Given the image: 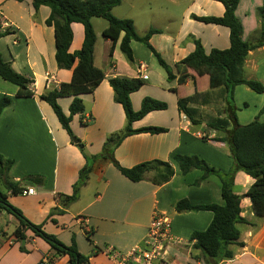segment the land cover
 <instances>
[{
	"label": "crops",
	"instance_id": "1",
	"mask_svg": "<svg viewBox=\"0 0 264 264\" xmlns=\"http://www.w3.org/2000/svg\"><path fill=\"white\" fill-rule=\"evenodd\" d=\"M172 2L177 3L176 0ZM262 3L264 0H239L235 14L241 21L244 41L253 38L254 31L259 28L256 14L250 8H257ZM223 11L224 6L220 1L191 0L175 17L178 22L172 27L169 25L174 16L172 12H151L149 15L152 19L143 20L139 26L133 15L116 16L130 18L139 35L151 27L160 30L151 35L149 42L169 66L173 79L166 77L161 66L163 70L153 66L154 55L139 41L132 40L130 43L133 61L129 62L119 48V40L113 45L110 39L102 35L107 24L100 25L99 31H96L95 18H92L96 35L93 63L104 72L105 78L92 92L79 95L84 111L74 115L70 122L72 130H75L73 134L77 137L73 140L57 122L49 106L39 98L40 94L69 81L72 73L71 69L59 68L56 64L54 30L45 23L50 13L49 7L41 5L34 9L31 0H0V25L3 21L9 24L4 28L8 29V33L0 37V53L16 71L33 80L30 86L33 95L18 96L17 86L0 77V97L7 95L12 99V103L0 114V154L13 160L9 179L21 188L35 189L31 195H9L10 204L34 224H43L47 232L59 236L66 245L70 244L71 239L68 231L78 232L76 245L82 254H87L93 247L102 252L109 246L124 251L141 243L153 212L158 210L170 218V231L175 239L166 248L167 263L206 264L200 250L194 248V241L189 237L193 231L204 230L208 226L212 212H178L175 204L180 199H187L192 204H222L221 180L216 174L203 176V171L198 168L183 173L173 157L175 154L196 155L220 171H231L234 162L230 147L221 140L226 132L212 129L206 122L217 117L225 118L230 129L233 127V114L239 124H246L258 117L243 121L247 120V116L242 108H247L248 103L237 101L236 90H251L246 85H236L231 97L223 85L208 87L206 75H195L194 79L187 77L180 83L176 63L193 50L195 40H199L207 52L211 48L224 49L229 46L226 26L193 18L194 15L220 16ZM238 12L246 15L240 16ZM71 28L73 38L69 50L74 52L82 44L84 29L82 24L76 22L71 24ZM263 54L264 45L248 52L244 64L246 79L264 84V59H259ZM140 64L144 67L140 68ZM188 71L194 74L192 70ZM115 76L144 79V84L130 94L134 110L140 108L144 97H152L167 105L165 109L149 111L134 121L132 128L158 126L165 128V131L127 135L108 154L101 155L106 138L126 126L122 106L115 102L114 92L108 82L110 77ZM194 82L197 92L188 106L196 110V117L201 121L199 124H193L178 108L179 97L186 96ZM261 95L264 96V93ZM71 99L70 96L58 98L65 113L68 112ZM259 104L257 112L262 111L264 101ZM79 116H88V126L83 127ZM33 117L43 125L46 138L35 134L31 121ZM78 143L82 144V150ZM113 159L123 167L150 160L166 161L174 173L167 181L158 183L156 170H151L145 173L143 179L134 182L121 174ZM86 164L91 166L88 178L80 187L77 198L70 201L68 197L72 193V185ZM26 175L44 176V183L35 184L27 179L22 181ZM252 183V177L237 171L233 177L232 190L236 194H244ZM53 207L58 214L49 217ZM240 208L245 219V222L237 224L240 244L231 243L229 248L232 256L217 264H264V216L252 211L247 197H242ZM0 214H4V210ZM8 218L16 219L11 214ZM15 226H19L17 219ZM85 230H91L89 240ZM12 232L9 234L0 227V264L51 262L54 250L39 236L27 229L24 231L25 238L19 242ZM19 246H23L24 250H20ZM60 261L56 259L51 264ZM99 261L98 257L89 258V264ZM106 264L115 262L108 258Z\"/></svg>",
	"mask_w": 264,
	"mask_h": 264
},
{
	"label": "trees",
	"instance_id": "2",
	"mask_svg": "<svg viewBox=\"0 0 264 264\" xmlns=\"http://www.w3.org/2000/svg\"><path fill=\"white\" fill-rule=\"evenodd\" d=\"M122 0H31L34 9L46 5L50 9L49 16L45 23L53 27L55 42V61L59 68L71 69V78L67 82L60 83L58 88L49 90L39 95L41 100L46 101L53 109L62 127L73 137L70 129V121L76 114L84 111L81 93L92 92L95 87L105 78L104 72L93 63V51L96 35L91 19L96 17L104 18L107 26L102 30V35L110 39L113 45L119 40V48L129 62L133 61L131 41L143 43L154 55L160 66L164 69L166 77L173 79L169 66L161 55L150 44L152 34L158 33L157 28H149L143 35H139L130 18H118L111 13L113 7L119 5ZM224 6L220 16H193L194 19L205 23L223 25L229 31V46L224 49L211 48L208 52L204 49L199 40L194 41L193 50L183 59L176 63V70L179 73L178 81L183 83L187 77L195 78V75H206L208 87L223 85L232 97L233 88L236 85H246L252 91L264 93V84L258 80L246 79L244 77V64L248 52L264 45V3L258 7L257 17L259 21V34L249 41L242 39V24L235 14L239 0H217ZM80 23L84 29V37L80 48L70 52L69 48L73 38L72 23ZM8 33V29L0 31V37ZM113 46L110 50L112 54ZM192 70L194 74L189 73ZM0 77L17 86L18 96H31L33 92L30 86L33 80L16 71L11 63L5 61L0 53ZM109 85L114 92V100L122 106L126 116V126L120 132L109 135L103 144V153L108 154L109 150L115 147L125 136L149 132L159 133L165 128L158 126H146L138 129L132 128V123L141 119L149 111L166 108V103L152 97H144L140 108L134 110L130 100V94L138 90L144 79L139 77H110ZM207 84V83H206ZM207 86V85H206ZM197 92L195 82L188 89L187 95L179 97L178 108L193 124L201 121L196 117V110L188 106V103ZM72 97L68 113L66 114L58 103L59 97ZM12 103L10 96L0 97V114ZM264 111V106L262 111ZM233 127L228 129V120L217 117L206 122L212 129L226 132L221 140L226 141L230 147L234 167L231 171L223 172L210 165L204 159L196 155L175 154L177 162L183 173L193 168L203 171V176L216 174L221 180L222 204H192L187 199H180L175 204L178 212L210 210L212 219L204 230L193 231L189 237L194 241L193 246L200 250L206 264H217L223 259L230 258L232 251L229 248L231 243H238L239 230L237 224L245 222L241 215L240 201L242 197L250 200L252 211L264 216V120L255 118L246 123L239 124L235 114L231 116ZM88 123V122H83ZM73 139V138H72ZM82 150V144H77ZM112 155V152L109 153ZM13 160L0 154V211L4 210L19 221V226L14 229L12 235L17 241L25 238L24 231L29 229L34 235L43 238L56 254L68 256L69 264H86L89 261L87 255L78 251L75 241L70 245L60 242L54 235L43 230L41 224H34L28 220L23 213L10 204L9 195L21 194L22 188L9 179L8 173ZM114 165L122 175L131 181H140L146 172L156 170V182L163 183L170 179L174 171L166 161L150 160L140 162L131 167H123L113 159ZM91 166L86 164L80 171L77 181L72 185V193L68 200L77 198L80 187L85 183L90 173ZM237 171H243L253 178V183L244 194H236L232 190L233 177ZM26 179L35 184H43L44 177L41 175H26ZM24 228V230L22 229ZM91 230H85L86 238L89 240ZM24 250L23 246H19ZM98 252L95 248L94 253Z\"/></svg>",
	"mask_w": 264,
	"mask_h": 264
},
{
	"label": "rangeland",
	"instance_id": "3",
	"mask_svg": "<svg viewBox=\"0 0 264 264\" xmlns=\"http://www.w3.org/2000/svg\"><path fill=\"white\" fill-rule=\"evenodd\" d=\"M176 1H177V3H173L172 0H122L121 4H119V5H117V6L112 8L111 13L114 16H119V17L123 16V15H133L134 18H135V21H136V25L139 26L140 23L142 24L143 20L147 21L149 19H152L150 17V15H149V13H151V12L154 13V14H156V13H159V14L162 13L163 14V13H166V12H172L174 14V16H172V20L169 22V25H171V27H172V25H174V24H176L178 22V20H176L177 18H175V17L176 16L178 17V15L180 14V12L184 8V6H186V4H188L191 0H176ZM260 6H258V7H260ZM258 7L257 8H250V10L253 9L252 12L256 14V17L258 16L257 15ZM144 11H147V12L144 14ZM238 14L240 16L246 15V14H243L242 12H240V13L238 12ZM257 19H258V17H257ZM93 22H94V28H95L96 31H99L100 25L107 24V21L104 18H101V17H96ZM258 34H259V31L255 30L254 34L252 36L253 38H251V39L256 38L258 36ZM259 59H264V54H263V57L261 58V56H260ZM152 64H153V66H155L157 68H160V70H163V69H161L159 62L157 61V59L155 57L152 58ZM242 88H246V87L243 86ZM236 96H237V101H239V102L246 101L248 103V107L247 108H242V112L244 114H246V116H247V118H245L247 120H243V121H249V119H253L255 116L258 117L260 120H264V111L263 112H257L256 111L257 106L260 105L259 103L264 101V96L263 95L258 94V93L254 92L252 90H249V91L236 90ZM217 101H218V99H217ZM44 102L49 106V108L51 109L52 114L55 115L52 107L46 101H44ZM76 115H80V114H76ZM34 117H36V115H34ZM34 117H33V119H31V121H33V128H34L35 134L36 135H40L42 138H46V132L44 130L43 125L40 124L38 122L37 118H34ZM80 117L81 116H79V118ZM55 119L57 120V122H59V120L56 117V115H55ZM83 119L84 118H82V120H81V124L83 125V127L88 126V123H83ZM78 122H79V120H78ZM59 124H60V122H59ZM60 126L62 127L61 124H60ZM70 129H71L72 134H73V132L75 134L74 128L72 130V128L70 126ZM66 133H67V131H66ZM74 134H73V137H71L68 134L70 136V139H72V138H73V140L77 139V137ZM242 173H244V172L242 171ZM42 177H44V176H42ZM24 179H26V178L23 177L22 181H24ZM28 181H30V180H28ZM237 189L238 188H236V190ZM56 214H58L57 213V209L55 207H53L51 209V211L49 212V217H54ZM8 216H9V214L6 211H4V214H0V227L2 229L6 230V232H8L10 234L13 231V229L16 227L15 226L16 225V219H12L11 220V219L8 218ZM53 221H54L53 223H56L55 220H53ZM47 222H50V220H48ZM42 226H43V224H42ZM43 230L45 232H47L44 228H43ZM54 231H57V229H55ZM47 233H49V232H47ZM68 233L70 234V238H71L69 240L70 244H71L72 241H75V243H77V237L76 236H77L78 232H75V230H69ZM54 236L60 242L63 243V241L59 238V236H56L55 234H54ZM39 239L43 240V242H46L41 237H39ZM49 247H50V245H49ZM52 250H54V249H52ZM94 250H95V247H93L92 250H90L87 254H84V255H87L90 258H97L98 257L100 259V261L97 264H106L107 261H108L109 256L105 252H102L100 250L98 252L94 253ZM56 259L61 260L58 264H69L67 255L56 254V253L53 254V258H51V262L50 263L46 262L45 264L54 263L56 261ZM86 264H89V261Z\"/></svg>",
	"mask_w": 264,
	"mask_h": 264
},
{
	"label": "built area",
	"instance_id": "4",
	"mask_svg": "<svg viewBox=\"0 0 264 264\" xmlns=\"http://www.w3.org/2000/svg\"><path fill=\"white\" fill-rule=\"evenodd\" d=\"M8 25L3 21L0 31H4ZM143 67L144 65L140 64V68ZM83 122H88V117H85ZM199 135L203 136V134ZM34 193L33 187L22 188L21 192L23 195ZM170 226V218L164 212L155 210L141 243L124 251L109 246L105 249V253L115 264H168L165 259L166 248L175 240L171 235Z\"/></svg>",
	"mask_w": 264,
	"mask_h": 264
},
{
	"label": "water",
	"instance_id": "5",
	"mask_svg": "<svg viewBox=\"0 0 264 264\" xmlns=\"http://www.w3.org/2000/svg\"><path fill=\"white\" fill-rule=\"evenodd\" d=\"M22 243H24V240L22 241Z\"/></svg>",
	"mask_w": 264,
	"mask_h": 264
}]
</instances>
